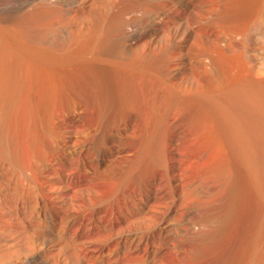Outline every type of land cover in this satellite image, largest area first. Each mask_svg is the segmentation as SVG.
I'll use <instances>...</instances> for the list:
<instances>
[{"label":"rangeland","instance_id":"obj_1","mask_svg":"<svg viewBox=\"0 0 264 264\" xmlns=\"http://www.w3.org/2000/svg\"><path fill=\"white\" fill-rule=\"evenodd\" d=\"M201 1L194 0L199 9ZM191 4L0 0V88L23 95L27 90L35 126L29 143L43 152L33 145L31 150L48 155L55 137L65 184L91 185L100 198L81 212L60 211L54 222L43 217L50 223L45 221L40 234L38 264L62 263L51 244H41L52 232L58 238L52 242H62V264H95L100 251L110 252L108 243L112 253L126 252L119 264H136L134 254L142 256L138 264H151L153 254L173 251L214 257L212 264H243L258 195L245 190L234 171L227 186L215 181L199 128L189 123V105L171 94L173 88L184 94L191 83L189 65L202 55L201 19L189 20ZM39 111L46 113L41 117ZM57 112L58 126L52 122ZM16 123L20 135L24 128ZM204 211L205 219L197 215ZM194 223L198 235L190 233ZM234 231L231 240L225 238Z\"/></svg>","mask_w":264,"mask_h":264},{"label":"bare ground","instance_id":"obj_2","mask_svg":"<svg viewBox=\"0 0 264 264\" xmlns=\"http://www.w3.org/2000/svg\"><path fill=\"white\" fill-rule=\"evenodd\" d=\"M190 1L192 4L189 5V20L194 22L196 18L200 17L199 19H201L202 55L198 62L191 59L189 65L191 83L187 86L184 94L179 88H173L171 94L176 102L183 98L189 105L188 109L192 112L190 117L192 123L191 121L189 123L192 124L191 128H199L206 157L212 164V171L216 173L214 175L215 181L221 187L227 186L229 174L234 171L238 174L245 190H251L254 194L257 193L258 199H256L259 201V207L256 211L257 206H255L256 213L253 212V220L250 219L251 222L253 221L250 228L252 232L249 231L251 232L249 235L250 242L248 240L250 245H248L249 250L243 259V264H264V0H202L200 9L195 6L194 0ZM76 33L79 32L76 31ZM35 48L38 47L35 46ZM13 91L15 90L12 88L10 91L6 88H0V264H38L36 256L38 257L40 254V234H42V229L45 231L44 226H48L45 225V221L48 219L45 220L43 217L49 216L54 222L55 216L59 215L60 211L66 210V208H73L77 212L84 211L87 207L95 206L99 197L92 191L91 185L88 186L87 184L86 186L85 184L83 187L80 185L77 187L65 184L64 178L66 177L63 173L64 170H61L60 151L56 145L55 137V141L49 138L52 140L51 144L47 138L50 141L49 145L52 146L49 151L51 160L47 157L49 153L47 155L45 152L44 155L31 150L33 144L29 143V140L34 139V132L31 129V126H34L31 125V118L34 113L31 114L29 99L27 100L25 97L27 90L24 95L21 91ZM51 92L53 91L51 90ZM51 100L49 99V101ZM170 102L172 103V101ZM60 107L62 106L60 105ZM54 110L56 109L54 108ZM60 112L62 111L60 110ZM43 114L41 113L40 116L42 117ZM57 114L60 113L57 112L56 116L53 114L55 117L52 122L55 125L58 123L55 119L58 118ZM38 119L41 121L40 118ZM48 119L50 118L48 117ZM16 122H21L24 128V131L19 132L20 135L15 133L17 131ZM17 129L19 130V127ZM51 129L57 136L55 128ZM22 132L24 133L22 134ZM38 134L40 135V133ZM39 135L37 137H40ZM50 135L52 136V134ZM36 140H34V144ZM36 146H34L36 150L41 151L38 150L39 145ZM197 215L203 218L205 211L204 213H197ZM198 218L196 220L200 221ZM196 225L198 224L194 223L189 228L192 235L200 234ZM235 232H231L225 238L231 240V236ZM103 233H101L102 238ZM50 234L43 235L45 239L41 244H51L52 253H56L55 256L59 263H63L62 251H59L62 248V242L60 240L58 243L52 242L55 241L56 237H54L53 232L52 235ZM104 235L107 236V234ZM107 241L105 239V242ZM226 242H228L226 244L230 243V241ZM107 245V249L111 253L104 251L101 253L100 251L95 258V264H111L112 261L119 264V260L125 258L126 252L121 255L120 252H114V249V253H112L111 248L113 247L110 248L109 243ZM123 249L126 250V247ZM24 250L25 252L30 250L31 255H26L27 253L24 255ZM219 253L221 252L219 251ZM134 255L132 258L136 259L137 263L133 261L134 259L132 262L138 264L142 256L140 254ZM212 256L217 255L212 254ZM200 257L202 258V256ZM151 258V264H212L214 257L211 259L208 256V259L205 257L204 259L199 258L200 260L197 258V260L194 252L192 255L173 251L171 253H155ZM64 261L68 262V260Z\"/></svg>","mask_w":264,"mask_h":264}]
</instances>
